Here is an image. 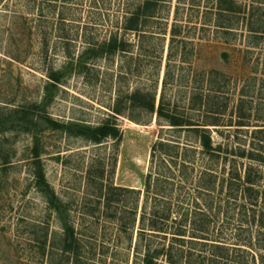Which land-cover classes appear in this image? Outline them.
Here are the masks:
<instances>
[{
    "label": "rangeland",
    "instance_id": "1",
    "mask_svg": "<svg viewBox=\"0 0 264 264\" xmlns=\"http://www.w3.org/2000/svg\"><path fill=\"white\" fill-rule=\"evenodd\" d=\"M142 2L0 0V264H75L62 251L64 228L50 192L75 228L80 264H145L146 251L175 242L181 207L190 210L184 250L192 246L193 220L204 218L209 238L231 246L230 256L242 243L247 250L238 253L239 262L264 264V0H167L141 32H126L127 17ZM174 26L181 30L175 40ZM111 37L125 38L127 50L107 52ZM55 73L62 77L56 86ZM137 89L157 102L165 90L179 111L212 124V113L200 107L201 92L209 94V109L223 108L220 125H209L221 146L217 156L196 154L187 173L156 169L154 143L178 132L162 129L156 113L131 108L127 96ZM119 100L140 120L117 117L120 143L95 144L47 118L98 125L115 115ZM24 108L33 109L28 122L19 117ZM186 138L183 132L181 142ZM36 144L43 186L37 184ZM204 170L217 177L212 193L202 189L209 180ZM248 174L256 184L251 198L233 191ZM231 176L232 189L226 185ZM110 186L130 190H112L108 202ZM165 203L171 206L168 233L141 235L143 214L159 216ZM193 247L199 254L207 250ZM165 254L158 262L167 264Z\"/></svg>",
    "mask_w": 264,
    "mask_h": 264
},
{
    "label": "trees",
    "instance_id": "2",
    "mask_svg": "<svg viewBox=\"0 0 264 264\" xmlns=\"http://www.w3.org/2000/svg\"><path fill=\"white\" fill-rule=\"evenodd\" d=\"M167 0H143L142 4H140L126 19L125 24V31L126 32H141L142 27L148 19L153 17V14L155 11V8ZM232 10V9H229ZM176 26V25H175ZM173 28L172 30V36L173 39H177L178 33L181 30H177V27ZM173 40V41H174ZM128 46V42L125 38H118V37H111L109 41L105 44V48L107 52L114 53L116 51L127 50L126 47ZM169 75V71L166 73L165 76V84L167 81ZM53 84L56 86L61 81V75L60 73L52 74ZM47 90H50V85L47 87ZM48 95V94H47ZM208 96L204 92H201V98L203 100V103L201 102L200 107L205 111V113H212V119L213 123H206L204 120L195 119L192 116V113L189 111L181 112L178 110V106L176 104H171L167 101L166 98V92L165 90L161 94V97L159 101L157 102L156 96L151 93L142 92L141 90L137 89L133 91L131 94H129V104L131 108H139V109H147L151 112L156 113L158 120L160 121V125L162 126V129H166L170 131H175L174 135H171L172 138L164 137L163 134L156 140L152 147V160L155 161L157 158V163L155 162L156 169H160L161 167H166L169 171H171V168L169 167H177L182 173H187V170L189 169L188 166H194L196 161V154L198 153H205L209 154L212 157H216L218 150L221 149V146H216L214 142V138L211 134V130L209 125H220V118L219 116L221 113H223V108H219V106L214 107L213 109H209V100ZM216 96V95H215ZM49 98H51V95H48ZM192 100V99H191ZM124 101H117V104L113 106V111L115 115H112L111 117L107 118L103 122H101L98 125H92L87 123H81L76 121H56L52 120L49 116H47L48 121H50L56 129H63L67 131L69 134H74L76 136H81L85 139L90 140L91 142L95 144H101L105 140L113 139L117 143H120L123 138V131L121 126L117 123V117L119 115H127L130 118H133L137 121H140L138 118H134L131 114L127 113L124 107ZM126 103V102H125ZM35 107H40L39 104H35ZM193 108V106H192ZM191 109V108H190ZM200 109V108H199ZM31 108H24L22 111H19L20 119L25 120L28 122L30 120V115L32 113ZM16 117L14 116L13 120ZM32 121V120H31ZM164 131V130H162ZM185 132V136L188 143L181 142L182 139V133ZM34 156L36 160V177H37V184L39 186H43L47 184L46 176L44 174L42 165H41V158H40V148L39 145L36 144L34 148ZM154 163V162H153ZM170 165V166H169ZM153 167V166H152ZM210 171V172H209ZM203 177H208L209 180L204 183V186L202 189L213 192L217 189V177L214 172H211V170H204ZM207 173V174H206ZM210 173V176H206ZM206 174V175H205ZM154 175V171H151L148 175L147 179V185L148 188H151L153 186L152 184V178ZM234 177H228L226 180L229 182H226L228 184L227 187L230 189L233 188L232 184H235L237 182L233 183ZM241 184H238V189L234 188L233 191L241 190L242 195H245V197L249 196L250 198L253 195L254 187H256V184L253 182L252 177L250 174L245 176V178H240ZM157 181L156 187L157 189L161 190L165 187L161 185V188H158L160 183V176H157L155 178V182ZM203 184V183H202ZM225 185V182H224ZM164 187V188H163ZM201 187V186H200ZM112 190H122V191H128L130 190L127 187L124 186H110L105 196L108 197V202H111L114 195L112 193ZM138 193H140L141 190H136ZM162 191V190H161ZM49 193V192H48ZM49 198L51 199L52 204L55 206V209L59 212L62 224L64 228V246L62 248V251L64 253H67L69 255V258L71 256L73 257L75 264H80L82 255L80 254V243L76 236L75 228L72 224L69 223L68 219L64 216L65 209L63 208L61 204L60 197L52 192L49 193ZM156 200V199H155ZM254 203V202H251ZM162 214L157 216V214L149 213V218L147 220L146 213L143 214L141 220L143 221L142 227H141V235H143L146 230L152 231L151 234H167L168 229L170 228L169 221L171 220V206H169L168 203H165ZM185 209V210H183ZM183 210V211H182ZM169 211V212H168ZM189 213L190 210H187V208L181 207V209L178 210L179 217L174 220V228L175 231L173 232L174 235V241L172 244H169L168 249L165 245H163L160 248H155L153 250H148L144 254V262L145 264H162L159 261V258L163 256L164 253L167 257V264H222V261L225 259L227 261H233L234 264H242L237 260V256L239 252H244L247 250L246 244L239 243L236 247L233 248V253L235 252V255L230 256V247L225 242H220L217 239H210V222L207 221V219H198L193 220L192 225V235L193 239H190V243L192 246H190L189 250H184L185 247L182 245V243H188V239L186 238V235L190 230H188L187 223L189 222ZM196 216L199 215L197 210L195 211ZM167 223V224H166ZM190 236V235H189ZM192 237V236H191ZM199 239V240H198ZM176 241L179 242V246H177ZM249 245L252 244V242H247ZM196 244H202L207 247V250L201 252L200 254L196 252L193 247V245ZM253 245V244H252ZM187 251V252H186ZM199 254V255H198ZM234 257L233 259H230L231 257ZM232 257V258H233ZM252 258H256V253L253 254ZM184 259V260H183ZM245 264V263H244Z\"/></svg>",
    "mask_w": 264,
    "mask_h": 264
}]
</instances>
